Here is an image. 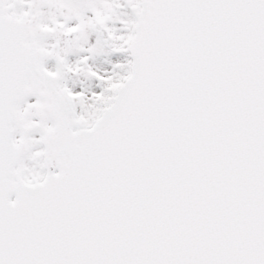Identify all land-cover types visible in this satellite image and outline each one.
I'll use <instances>...</instances> for the list:
<instances>
[{
    "label": "snow or ice",
    "instance_id": "snow-or-ice-1",
    "mask_svg": "<svg viewBox=\"0 0 264 264\" xmlns=\"http://www.w3.org/2000/svg\"><path fill=\"white\" fill-rule=\"evenodd\" d=\"M0 264H264V0H0Z\"/></svg>",
    "mask_w": 264,
    "mask_h": 264
}]
</instances>
